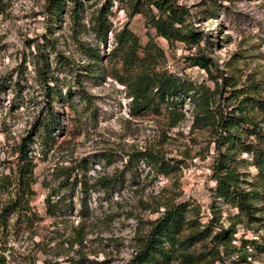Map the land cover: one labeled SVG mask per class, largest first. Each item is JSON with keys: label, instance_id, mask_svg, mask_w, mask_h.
<instances>
[{"label": "rangeland", "instance_id": "1", "mask_svg": "<svg viewBox=\"0 0 264 264\" xmlns=\"http://www.w3.org/2000/svg\"><path fill=\"white\" fill-rule=\"evenodd\" d=\"M81 1L73 29L68 1L53 16L46 0H0V169L13 165L15 144L44 107L37 70L41 59L55 89L52 104L61 113V128L49 145L32 144L34 214L29 224L14 215L10 227L0 232L4 264H131L150 221L172 200L188 203L187 215L197 219V228L211 217L217 219L213 232L235 220L236 207L223 198L212 199L215 136L206 128L191 127L189 101L178 119L165 109L131 113L127 89L118 79L121 62L111 54L113 33L127 22L141 45L151 37L163 49L159 67L213 86L205 69L188 65L184 58L195 47L171 44L156 34L146 23V13L155 11L151 0H141L140 12L131 16L134 0ZM175 1L188 8L187 19L208 39H202L201 49L219 70L233 75L241 95L264 99V0ZM109 3L110 29L102 44L89 28L90 18ZM77 41L98 45L100 57L86 56ZM247 109L253 119L264 117L256 107ZM261 129L258 137L249 138L264 144V120ZM147 150L159 151L175 166L159 170L146 158ZM239 157L244 159L239 163L244 185L260 191L257 220L236 223L226 244L215 245L210 236L195 241L190 261L173 256L163 264H264V175L250 153ZM68 166L89 185L82 203L76 188L68 191L59 184ZM102 176L115 177L107 189L97 180ZM5 197L0 192V203ZM58 197L60 202L51 205ZM242 237L260 242L256 248H243ZM242 251L245 259L238 256Z\"/></svg>", "mask_w": 264, "mask_h": 264}, {"label": "trees", "instance_id": "2", "mask_svg": "<svg viewBox=\"0 0 264 264\" xmlns=\"http://www.w3.org/2000/svg\"><path fill=\"white\" fill-rule=\"evenodd\" d=\"M70 2L69 11L73 29L78 25V7L81 0H46V9L53 16H58L66 2ZM141 0H134L129 15L140 12ZM155 11L150 9L146 13V23L153 27L157 35L162 36L168 43L183 42L187 48L195 47L194 51L185 55L188 65H197L206 70L207 76L213 81V86L205 81H195L186 75H179L165 67H159V59L164 58L163 49L155 43L153 38L141 45L138 35L132 31L127 22L114 31V45L111 54L116 55L123 69L118 76L125 85L130 97V111L133 114L146 109L160 112L165 109L176 119L184 116L182 106L187 99L192 114V128H206L215 137L212 138L215 155L211 163V177L214 180L212 199L223 198L237 208L233 214L235 220L228 226L219 225L213 232L217 219L211 217L201 228H197V219L188 217V203L186 201H168L163 209L151 221L148 230L142 237L139 247L135 250L131 264H163L173 256H180L190 261L195 254L190 246L198 240L211 237L215 245L227 243L235 232L238 222L251 223L257 220L259 209L255 198L260 191L257 187L245 186L243 171L239 167V157L242 152L252 155V163L258 172L264 175V144L252 140L250 135L259 136L262 119H253L249 107H256L264 116V99L241 95V90L235 87L233 75L225 74L215 65L213 59L201 49L203 32L192 23L187 16L188 8L178 4L175 0H151ZM111 3L99 8L90 18L89 28L96 40L107 43L110 25L106 12ZM81 51L90 58L100 57L98 45L83 44L77 41ZM41 59L37 66L39 80L43 83L46 96L44 107L35 117L32 127L22 135L14 147L13 165L8 170L0 169V192L5 193V199L0 203V232L10 227V220L15 215L23 217L24 223L29 224L33 217L30 200L34 194V154L32 144L38 142L41 147L49 145L54 139L56 130L61 128V113L53 106L54 88L49 85V66ZM87 72L90 66L87 65ZM18 82L16 81L15 84ZM227 93L226 95H224ZM234 100V101H233ZM147 159L158 166L161 171H170L175 163H170L162 153L156 150L145 151ZM64 169V168H63ZM115 177H99L98 182L106 189L113 184ZM59 184L80 194L88 191V183L73 173V167H65ZM264 190V187L262 188ZM264 192V191H261ZM60 197L51 205L60 202ZM186 229L189 231L185 233ZM243 248H256L260 241L257 238L241 239ZM264 249V245H260ZM217 252V251H216ZM246 251L238 256L246 258ZM5 256L0 253V264H4ZM101 264L105 261H94Z\"/></svg>", "mask_w": 264, "mask_h": 264}]
</instances>
